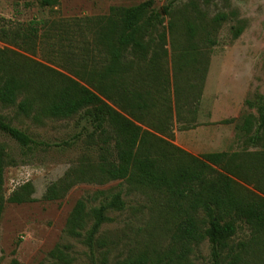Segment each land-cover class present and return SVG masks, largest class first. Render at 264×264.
<instances>
[{
	"label": "trees",
	"instance_id": "1",
	"mask_svg": "<svg viewBox=\"0 0 264 264\" xmlns=\"http://www.w3.org/2000/svg\"><path fill=\"white\" fill-rule=\"evenodd\" d=\"M179 1L169 0L157 11L154 0H148L130 8H112L96 24L95 20H81V26L91 31L92 42L73 57L69 73L25 54L34 55L39 44L40 29L34 22L26 29L11 31L12 40L0 36L17 48H0V104L25 117L82 116L92 127V135L102 141L99 174L88 181L120 180L135 190L163 193L183 216L178 228L183 247L207 239L213 264H221L222 251L236 235L239 223L250 227L258 245L264 238V98L247 102L250 109H257L258 117L248 115L241 127L252 135L248 143L260 151L195 157L173 143L174 125L180 131L198 127L210 52L218 44L215 32L227 21V15L221 13L208 25L197 17L183 24ZM59 2L42 0V5L54 7ZM240 33L239 28L234 29L235 38ZM0 133L25 152H33L34 140L2 117ZM17 166L0 147V224L7 203L36 202L31 184L6 200L5 171ZM72 180L51 186L44 200L60 199L76 183V178ZM123 208L121 193L90 210L81 200L70 214L67 230L81 237L87 222L93 221L86 236L91 244L108 220L107 212ZM238 263L233 260L230 264ZM12 264L19 262L14 259ZM118 264L152 263L136 257Z\"/></svg>",
	"mask_w": 264,
	"mask_h": 264
},
{
	"label": "rangeland",
	"instance_id": "2",
	"mask_svg": "<svg viewBox=\"0 0 264 264\" xmlns=\"http://www.w3.org/2000/svg\"><path fill=\"white\" fill-rule=\"evenodd\" d=\"M146 1L60 0L57 6L45 7L42 0H0V36L10 40L11 31L26 29L34 22L40 29L39 44L34 55L25 54L69 73L73 57L92 42L91 31L81 26V20H95L96 24L108 17L112 8H130ZM168 3L154 0V9L161 11ZM178 6L183 24L197 17L208 25L221 13L227 15V21L215 32L218 44L210 52L198 127L180 131L174 125L173 143L195 157L262 150L248 143L252 135L241 127L248 115L258 117L257 109H250L247 102L264 98V0H180ZM168 22L166 17V30ZM237 28L241 33L235 38ZM0 48L17 50L2 40ZM166 48L170 52L169 45ZM0 117L35 142L33 152L28 153L0 133V147L18 163L6 168L4 196L7 200L20 187L31 184L36 199L33 203L5 205L0 224V264H12L14 259L19 264H118L136 257H146L152 264H213L207 239L183 247L178 232L183 216L163 193L135 190L120 180L88 181L99 174L102 141L92 135V127L82 116L25 117L15 108L0 104ZM231 119L235 122L221 124ZM75 178L76 183L60 199L44 200L51 186ZM117 193L122 194L124 208L107 212L108 220L91 244L86 240L91 220L81 237L69 234L67 222L79 201L86 202L90 210ZM256 241L250 227L239 223L236 235L222 251L221 264L233 260L264 264V238L260 245Z\"/></svg>",
	"mask_w": 264,
	"mask_h": 264
}]
</instances>
